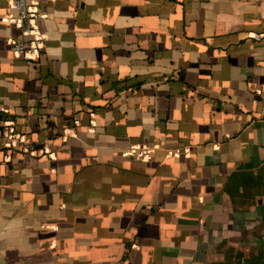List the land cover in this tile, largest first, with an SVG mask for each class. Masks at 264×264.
<instances>
[{"label": "crops", "instance_id": "1", "mask_svg": "<svg viewBox=\"0 0 264 264\" xmlns=\"http://www.w3.org/2000/svg\"><path fill=\"white\" fill-rule=\"evenodd\" d=\"M28 1L31 61L0 0V264H264V0Z\"/></svg>", "mask_w": 264, "mask_h": 264}, {"label": "built area", "instance_id": "2", "mask_svg": "<svg viewBox=\"0 0 264 264\" xmlns=\"http://www.w3.org/2000/svg\"><path fill=\"white\" fill-rule=\"evenodd\" d=\"M12 5L17 10V15L12 21L19 28V34L11 39L12 52L15 56L25 60H35L44 49L45 37L38 25V20L43 17V14L36 4L28 0H13ZM255 36L256 38L261 37L260 35ZM7 137L15 140L12 129L9 130ZM127 153L136 154L139 158L145 154L144 151L136 153L134 148H129ZM229 264H245V262L243 258H239Z\"/></svg>", "mask_w": 264, "mask_h": 264}]
</instances>
